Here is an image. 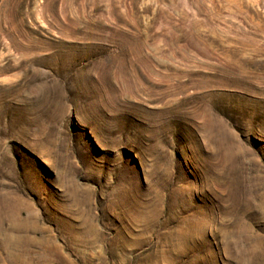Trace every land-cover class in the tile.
<instances>
[{
	"label": "rangeland",
	"instance_id": "obj_1",
	"mask_svg": "<svg viewBox=\"0 0 264 264\" xmlns=\"http://www.w3.org/2000/svg\"><path fill=\"white\" fill-rule=\"evenodd\" d=\"M0 264H264V0H0Z\"/></svg>",
	"mask_w": 264,
	"mask_h": 264
}]
</instances>
